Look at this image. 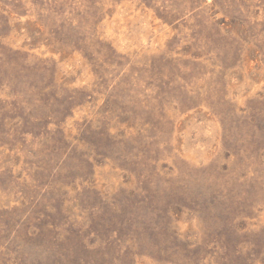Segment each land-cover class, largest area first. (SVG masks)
<instances>
[{
	"label": "rangeland",
	"instance_id": "rangeland-1",
	"mask_svg": "<svg viewBox=\"0 0 264 264\" xmlns=\"http://www.w3.org/2000/svg\"><path fill=\"white\" fill-rule=\"evenodd\" d=\"M0 264H264V0H0Z\"/></svg>",
	"mask_w": 264,
	"mask_h": 264
}]
</instances>
